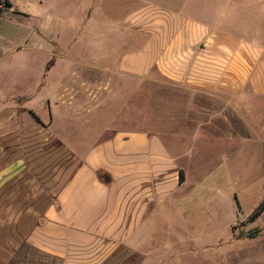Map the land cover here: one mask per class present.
Returning <instances> with one entry per match:
<instances>
[{
  "label": "crops",
  "instance_id": "obj_1",
  "mask_svg": "<svg viewBox=\"0 0 264 264\" xmlns=\"http://www.w3.org/2000/svg\"><path fill=\"white\" fill-rule=\"evenodd\" d=\"M144 1L137 7L130 0L134 5L117 22L97 14L104 35L116 36L120 47L107 41V52L81 57L55 52L56 44L72 39L61 18L36 17L30 26L22 16L0 15V61L28 42L45 58L33 92L0 93V264H18L28 249L62 258L121 244L141 251L133 236L142 226L151 228L152 214L182 185L161 132L114 126L108 119L100 125L105 118L95 91L109 90L111 75L137 78L156 70L213 98L223 91L226 119L239 122L241 133L248 123L242 112L250 105L247 96L264 95V0ZM56 58L83 64L88 73L79 88L62 80L54 102L43 99L48 116L42 118L26 105L49 86ZM92 73L102 80L91 82ZM74 105L82 108L73 121L64 109ZM56 111L80 128L79 143L59 141L51 132Z\"/></svg>",
  "mask_w": 264,
  "mask_h": 264
},
{
  "label": "rangeland",
  "instance_id": "obj_2",
  "mask_svg": "<svg viewBox=\"0 0 264 264\" xmlns=\"http://www.w3.org/2000/svg\"><path fill=\"white\" fill-rule=\"evenodd\" d=\"M10 1L12 4L7 5L0 0V15L22 16L24 25L32 26L36 17H58L68 22L67 35L72 39L66 45L56 44L55 52L78 57L88 52H107V41L118 49L120 40L104 35L97 14L117 22L124 20L126 15L122 13L134 5L130 0ZM143 2L136 0L135 6ZM90 12L87 25L82 27ZM30 43L14 57L9 55L0 61V93L35 90L45 58ZM56 59L47 74L49 86L26 105L42 118L48 116L43 99L54 102L56 86L62 80L79 88L80 79L88 73L83 64ZM111 76L109 90L95 91L97 110L104 112L105 118L100 125L110 124L108 119L114 126L161 132L157 134L162 135L183 173L182 185L174 188L170 198L152 214L151 228L142 226L133 236L135 244L143 248L141 251L121 244L107 251L78 250L62 258L28 249L21 253L18 264H264V211L256 220H249L264 203V95L247 96L250 105L242 112L248 123L241 133L239 122L226 119L228 106L223 91L213 98L210 91L183 86L156 70L137 78ZM89 77L95 83L103 75L92 73ZM108 77L105 74V81ZM81 93L79 90L77 97ZM81 108L74 105L64 110L74 121L81 116ZM58 113L51 132L60 137L59 141L79 143L80 128L75 122L69 125ZM111 134L103 133L100 140ZM144 229H148L146 233ZM139 236L143 237L142 243ZM144 248L150 251L151 259L146 258Z\"/></svg>",
  "mask_w": 264,
  "mask_h": 264
},
{
  "label": "trees",
  "instance_id": "obj_3",
  "mask_svg": "<svg viewBox=\"0 0 264 264\" xmlns=\"http://www.w3.org/2000/svg\"><path fill=\"white\" fill-rule=\"evenodd\" d=\"M4 2L7 5H10L11 4V2L9 0H4ZM180 181L181 182L183 181V173H182V171L180 172ZM263 211H264V203H262L261 206L250 215L249 220L250 221L256 220L263 213Z\"/></svg>",
  "mask_w": 264,
  "mask_h": 264
}]
</instances>
